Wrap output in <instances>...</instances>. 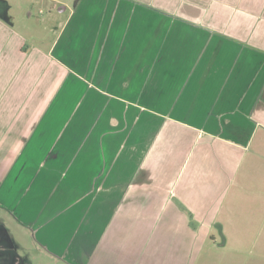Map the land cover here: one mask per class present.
Returning <instances> with one entry per match:
<instances>
[{
  "label": "crops",
  "instance_id": "0c3cea01",
  "mask_svg": "<svg viewBox=\"0 0 264 264\" xmlns=\"http://www.w3.org/2000/svg\"><path fill=\"white\" fill-rule=\"evenodd\" d=\"M13 2L0 264H183L217 223L264 234V0Z\"/></svg>",
  "mask_w": 264,
  "mask_h": 264
},
{
  "label": "rangeland",
  "instance_id": "374dc122",
  "mask_svg": "<svg viewBox=\"0 0 264 264\" xmlns=\"http://www.w3.org/2000/svg\"><path fill=\"white\" fill-rule=\"evenodd\" d=\"M8 1L12 4V8L6 17V21L7 23H10L8 16L13 14V10L16 9L17 4H14V0ZM43 9L44 15L39 13L40 8L33 9V13L37 14L36 16H33L36 24L44 22L45 18L47 16L49 17V12L45 10V8ZM0 21L3 22L2 19H0ZM30 30V27L28 28V30H26L25 38L28 43L32 44L35 40L31 38L33 34L29 32ZM11 31L13 32H10V36L14 37L15 34L19 35L18 28H12ZM39 31L44 34L43 30ZM8 33L9 32H7V34ZM9 39L10 37L7 36L6 40ZM49 39L50 38L46 39L43 42L46 44ZM29 46L32 47V50L34 48H38L37 45L33 44ZM40 112L41 110H38V113ZM124 192L125 190H123L122 192H120V190L118 191L117 200H120L124 196ZM220 226L221 225L217 223V225L213 227L210 238L207 239L206 243H203L202 247L198 248V251L196 253H193L191 255L183 254V256L189 255V259L187 258L186 262L184 261L183 264H264V234L261 235L262 232H258L259 234L254 233L255 235L252 234V237H248V235H246V237L223 236L222 231L220 230ZM230 233L236 232H234L233 230H228L226 235ZM239 239H242L243 246L240 245Z\"/></svg>",
  "mask_w": 264,
  "mask_h": 264
}]
</instances>
